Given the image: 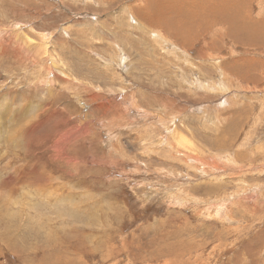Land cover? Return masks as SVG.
Returning a JSON list of instances; mask_svg holds the SVG:
<instances>
[{"label": "rangeland", "instance_id": "obj_1", "mask_svg": "<svg viewBox=\"0 0 264 264\" xmlns=\"http://www.w3.org/2000/svg\"><path fill=\"white\" fill-rule=\"evenodd\" d=\"M263 26L264 0H0V264H264Z\"/></svg>", "mask_w": 264, "mask_h": 264}, {"label": "bare ground", "instance_id": "obj_2", "mask_svg": "<svg viewBox=\"0 0 264 264\" xmlns=\"http://www.w3.org/2000/svg\"><path fill=\"white\" fill-rule=\"evenodd\" d=\"M243 1V0H242ZM248 1V0H247ZM245 3V2H244ZM246 4V3H245ZM216 8V7H215ZM247 8V7H246ZM241 10V9H240ZM211 11V10H210ZM139 12H141V11H139ZM214 12V11H213ZM204 14V13H203ZM206 14V13H205ZM211 14L213 15V13H212V11H211ZM215 14V13H214ZM179 15V14H178ZM205 16V15H204ZM224 17V16H223ZM189 18V17H188ZM214 18V17H213ZM234 18V17H233ZM209 19V18H208ZM215 19V18H214ZM158 20H159V17L157 18V22H158ZM193 20V19H192ZM205 20V19H204ZM250 20V19H249ZM150 21V20H149ZM148 21V22H149ZM236 21H238V20H236ZM242 21H244V19L242 20ZM254 21V20H253ZM255 22V21H254ZM254 22H253V24H254ZM211 23V22H210ZM215 23V22H214ZM245 23V22H244ZM243 23V24H244ZM247 23V22H246ZM245 23V24H246ZM205 24H206V22H205ZM212 24V23H211ZM244 24V25H245ZM240 26V25H239ZM256 26H257V24H256ZM204 27V26H203ZM208 27V26H207ZM241 27V26H240ZM255 27V26H254ZM264 27V26H263ZM174 29H176V28H174ZM209 29V28H208ZM258 29V28H257ZM261 29V28H260ZM200 30V28L199 29H197V27L196 26H194V25H189V26H186L185 27V30L183 31H181V33L180 34H178L175 30H173V31H171V33H170V35H179L178 37H185L187 40H189V38L191 37V35H193V34H196V36H197V34L199 33L198 31ZM243 30H245V29H243ZM255 30V29H254ZM200 32H202V31H200ZM252 32H253V30H252ZM252 32H250V33H252ZM240 33V32H239ZM247 33V32H246ZM250 33H249V36H250ZM245 34V33H244ZM201 35H205L204 33H202V34H199V36H201ZM255 35V34H254ZM247 36V35H246ZM249 39H251L250 37H248ZM247 38V39H248ZM249 41V40H248ZM260 41V40H259ZM188 43V42H187ZM208 44V43H207ZM206 44V45H207ZM249 44V43H248ZM29 45H30V47H31V51L33 52V53H37L38 54V56H39V54H40V52H43V47L40 45V44H38V43H35V42H33L32 40H30L29 41Z\"/></svg>", "mask_w": 264, "mask_h": 264}]
</instances>
